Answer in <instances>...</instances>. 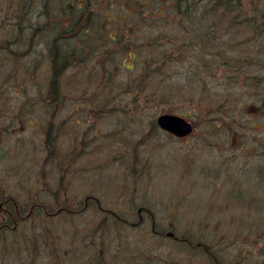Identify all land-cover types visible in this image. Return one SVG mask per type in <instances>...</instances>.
Here are the masks:
<instances>
[{
	"label": "rangeland",
	"instance_id": "rangeland-1",
	"mask_svg": "<svg viewBox=\"0 0 264 264\" xmlns=\"http://www.w3.org/2000/svg\"><path fill=\"white\" fill-rule=\"evenodd\" d=\"M14 1L0 0V37L11 38L14 20L7 19L6 13L12 16L10 10L12 8L13 12L14 9L10 5ZM33 1L38 0H30V3ZM93 1L88 10L100 12L102 6L94 9ZM104 1L107 0H96L95 5ZM140 1L145 3L141 11L145 10L142 12H146V16L150 9L156 8L153 4L157 0ZM259 1L264 3V0ZM87 3L90 4L89 1ZM128 4L124 6L126 12L131 10ZM8 7H11L10 10ZM258 9H262L264 15V6ZM16 10L17 15L23 13V20L28 26L32 21L31 16L39 8L32 5L26 9L27 12L22 7ZM46 10L47 6L42 7L40 12ZM213 15L214 20L218 21L216 13ZM194 26L198 32L193 38L186 34L183 53L178 60L151 59L152 55L154 58L160 55L151 53L150 46H147L148 52L144 45L137 59L126 56L123 62H115V66L111 67L114 70L111 78L99 73L85 75L82 79L72 76L69 71L60 76L63 101L97 103L95 116L101 135L99 153L106 171L112 172L101 174L96 179L94 189L100 188L99 191L88 188L72 191L81 196L89 191L96 196L100 193V200H127L124 206L128 209L135 202L145 201V206L160 215L159 218H167L166 222L178 218L180 230L190 229V234L204 233L209 238L217 235L233 238L226 255L223 253L226 260V256L231 258L236 253V239L240 237V231L246 239L249 235L246 236V232L254 228L255 225L242 228L243 223L251 224L253 216L258 219L257 228L263 231L259 246L264 248V109L261 110L254 102L256 92L250 88H237L233 81H221L216 88L224 94L228 93V101H233L235 114L233 116L231 111V115L227 116L226 126V118H221L215 111L219 107L212 101V93L209 94L208 87L213 80L204 75V63L208 62V57L202 51L205 53L210 48L213 53L224 50L229 54L235 47L236 53L238 50L243 56L252 57L254 54L256 58L259 55L257 71L262 73L264 47L259 46H264V39H259L258 44L247 37L248 32L240 25L239 29L234 28L231 38L220 37L229 42L220 49L216 39H209L210 45L207 43L206 46L203 40H198L203 37L200 34L207 30L203 20L196 21ZM156 30L148 29L146 36H156ZM19 32L25 35L18 37L25 39L20 41L22 53L17 59V82H13V75H16L12 70L14 60L8 61L6 57L4 64L0 65V81H4L6 86H26L27 93L35 91L38 99L43 100L49 77L46 69L48 62L42 63L40 70L30 76L34 53L23 54L30 45V30L24 28ZM225 33L228 34L223 30L222 35ZM157 40L153 38L152 43ZM146 58L151 66L149 68L144 66ZM213 61L212 57L211 64ZM36 62L40 64L38 59ZM255 69L256 66L251 71L255 73ZM141 71L143 75H140ZM143 78H146V82ZM201 78H204L206 86L204 93L200 90ZM225 86L227 88L223 89ZM35 87L41 91H36ZM190 89L192 92L188 96ZM4 96L18 100L10 92ZM68 106L71 107L64 104L62 111H66ZM160 112L185 116L194 122L195 130L183 139L159 132L154 120ZM69 139L68 136L64 138ZM243 217H246V221L241 220ZM237 254L232 260L237 258Z\"/></svg>",
	"mask_w": 264,
	"mask_h": 264
},
{
	"label": "flooded vegetation",
	"instance_id": "flooded-vegetation-1",
	"mask_svg": "<svg viewBox=\"0 0 264 264\" xmlns=\"http://www.w3.org/2000/svg\"><path fill=\"white\" fill-rule=\"evenodd\" d=\"M79 2L81 8L85 0ZM182 8L179 0L173 5L175 12ZM18 52L13 38L0 37V65ZM47 52L39 51L49 70ZM7 92L18 100L6 99ZM48 92L46 86L40 100L26 86L0 81V264H264L254 216L242 224L254 228L246 239L240 231L236 253L225 260L233 238L180 230L178 218L166 222L145 201L128 209L127 200L72 191H99L96 179L112 173L99 153L97 103L53 102ZM64 104L71 107L62 111Z\"/></svg>",
	"mask_w": 264,
	"mask_h": 264
},
{
	"label": "trees",
	"instance_id": "trees-1",
	"mask_svg": "<svg viewBox=\"0 0 264 264\" xmlns=\"http://www.w3.org/2000/svg\"><path fill=\"white\" fill-rule=\"evenodd\" d=\"M88 1L90 4L87 3ZM176 1L157 0V3L153 4L156 8L150 9L146 16V12H142L145 10L141 11V7L145 6V3L140 0H107L96 5V0H94V9L102 6L100 12L88 10V7L92 5L91 0L81 3V8H83L81 11L77 6L80 4L79 0H38L32 3L30 0H19L18 3L15 0L10 5L13 6V12L12 8L8 7L9 10L11 8L12 16L9 17L10 15L6 13V18L18 21L15 25L16 30L29 29L31 38L47 36L51 39L46 44L47 56L50 57L47 99L50 95L53 102L63 101L60 96V76L64 75L66 71L72 73V76L82 77V79L85 75H99V73L111 78L114 75V70L111 68L115 66L114 63L120 60L123 62L126 56L131 57L132 60L137 59L141 55L144 45L148 52L147 46H150L151 53L160 55L156 58L152 55L151 59H160L161 61L180 59L183 53V43H185L183 39L186 34L192 38L196 35L198 28L194 26V23L198 20H203L207 25L204 34H200L203 37L198 39L203 40L205 46L209 43V39H216L217 47L223 48V45L229 42L220 37L231 38L234 35V28L239 29L240 25H243V28L248 32L247 37L258 44L259 39H264L263 8L258 9L260 6H264V3L259 0H179V4L183 8L179 12H175L173 5L176 4ZM115 2L117 4H114ZM125 3L131 5V10L127 11L128 13L124 9ZM32 5H37L39 10L33 13L32 21L27 26L26 21L23 20V13L20 12L17 15L16 9L22 7V10L27 12L26 9ZM47 5H52L55 9L51 12H40L41 8ZM163 5H166L168 9L161 12ZM133 8L134 11H132ZM213 13H216L215 18L219 19L218 21L214 20ZM35 16L42 17L44 20L40 21ZM2 22L4 21L2 20ZM153 28H157V35L146 36L147 30ZM223 30H226L228 34L222 35ZM153 38L158 40L152 43ZM157 47H159L158 50ZM262 47L264 46H259V48ZM117 50L118 52H116ZM259 51L260 49L257 52ZM202 54L208 57V62L204 63V75L213 80L211 86L208 87L209 94L212 93L214 96L212 101H215L219 107V109L215 108V111L221 118H226V126L227 116L231 115V111L233 116L235 114L233 101H228V93L224 94L216 88L221 81H233L237 88H250L256 92L254 102L259 105L261 110L264 109V64H262V73H259L257 71L259 70V61L257 60L259 55L256 58L254 54L252 57L250 55L243 56L242 52L238 50L236 53L235 47L230 50L229 54L224 50L213 53L210 48L205 53L202 51ZM212 57L214 61L211 64ZM148 64L149 60L146 58L144 66L151 67ZM122 66L124 65L122 64ZM255 66L256 72L253 73L251 69ZM126 68L129 67L126 66ZM140 75H143L142 71ZM203 79L201 78L200 90L204 93L206 86ZM142 80L146 82V78ZM217 80L218 84H216ZM147 85L149 86V84ZM226 88L227 86L223 87V89ZM191 92V89L187 92L188 96ZM241 220L246 221V217Z\"/></svg>",
	"mask_w": 264,
	"mask_h": 264
},
{
	"label": "bare ground",
	"instance_id": "bare-ground-1",
	"mask_svg": "<svg viewBox=\"0 0 264 264\" xmlns=\"http://www.w3.org/2000/svg\"><path fill=\"white\" fill-rule=\"evenodd\" d=\"M78 9L81 11V9H83V8H78ZM84 11H86V10L84 9ZM24 35H21L20 32H19V30H14V32H12V35H11V38L14 39L15 46L17 48H19V52H18L17 56L14 58V64L12 65V70H13V72L16 73V75H13V77H15V79H14L13 82H17V79H16L17 72H18L17 59H18V57L22 53V51L20 50V41L25 39V37L19 38L18 36H24ZM45 39H47V36H35L34 38H31L30 37L29 38L30 45H28V48H26L25 51H23V54L25 53L26 55L28 53H30V54L31 53L33 54L34 53L33 54V58L31 59L30 76L34 75V73L36 72V70L37 71L40 70V67H41L42 63L47 62V58H45V55L39 53V51L41 52L44 48H46V46L43 44V42H44ZM38 45H40V46H38ZM34 49L36 50L35 52H34ZM46 56H47V54H46ZM36 59H38V61L40 62L39 65H38V62H36ZM61 76H63V74H61ZM23 85H25V84H23ZM36 91L40 92L41 90H37L36 89ZM49 98L51 99V96L50 95H49ZM60 133H62V132H60ZM98 196H100V193L98 194ZM44 202L48 203V201H46V200H44Z\"/></svg>",
	"mask_w": 264,
	"mask_h": 264
},
{
	"label": "water",
	"instance_id": "water-1",
	"mask_svg": "<svg viewBox=\"0 0 264 264\" xmlns=\"http://www.w3.org/2000/svg\"><path fill=\"white\" fill-rule=\"evenodd\" d=\"M157 124L172 134L183 137L192 130V123L179 115L162 112L156 118Z\"/></svg>",
	"mask_w": 264,
	"mask_h": 264
}]
</instances>
